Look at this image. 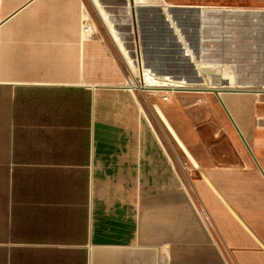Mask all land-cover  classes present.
Listing matches in <instances>:
<instances>
[{
  "label": "crops",
  "instance_id": "crops-1",
  "mask_svg": "<svg viewBox=\"0 0 264 264\" xmlns=\"http://www.w3.org/2000/svg\"><path fill=\"white\" fill-rule=\"evenodd\" d=\"M115 39L86 0H0V264H264V97L221 93L257 161L190 97L152 103L167 144Z\"/></svg>",
  "mask_w": 264,
  "mask_h": 264
},
{
  "label": "rangeland",
  "instance_id": "rangeland-1",
  "mask_svg": "<svg viewBox=\"0 0 264 264\" xmlns=\"http://www.w3.org/2000/svg\"><path fill=\"white\" fill-rule=\"evenodd\" d=\"M86 2L99 32L110 35V30H115L125 53L127 75L135 77L138 86H142L140 62L153 74L176 80L197 81L199 74L211 80V73L228 72L241 85H250L243 89L264 90V0H134L139 7L137 20L131 17L127 0ZM193 6H204L207 11L200 13ZM102 11L108 21L102 19ZM197 63L203 67V74ZM136 90L165 143L170 142L153 111L154 107L158 112L159 106L152 103L164 95H176L195 98L194 117L200 121L203 143L214 150L215 156L217 148L226 147L229 151V146L242 144L213 92L139 87ZM257 94L264 97V92ZM177 162L183 173L180 158Z\"/></svg>",
  "mask_w": 264,
  "mask_h": 264
},
{
  "label": "bare ground",
  "instance_id": "bare-ground-1",
  "mask_svg": "<svg viewBox=\"0 0 264 264\" xmlns=\"http://www.w3.org/2000/svg\"><path fill=\"white\" fill-rule=\"evenodd\" d=\"M127 8L131 9V17H133V19L137 20V15H138V6H130L129 0H127L126 3ZM203 11H207L204 10ZM165 14V12H164ZM101 16L102 19L105 21H108V16L105 14V12H101ZM110 33L112 36H114V38H116L115 42L119 43V45H121V42H119V38L118 35L115 33L114 29L110 30ZM118 45V44H117ZM122 47V45H121ZM138 45H137V49H138ZM138 52V51H137ZM187 55V54H186ZM189 55V54H188ZM190 56V55H189ZM194 59V58H193ZM195 62H199L197 60H194ZM193 61V62H194ZM198 64V63H197ZM202 64V63H201ZM132 66V65H131ZM130 67V66H129ZM135 67H133L134 69ZM198 68L199 71L205 72L203 71V67L198 64ZM132 72L134 73V71L132 70ZM135 73H136V68H135ZM138 73L140 74V77L142 79V86H138V84H136L135 82H138V80L135 77L129 78L128 82H129V87L136 90L138 87L141 89H163V90H183V91H200L201 89H209L211 90H225V86H223V81L226 80L227 82H229V88L231 89H238V88H246V87H250V85H241L239 83V81L237 80V77L234 74L228 73V72H219V73H211L209 79L211 80H205L202 78V75H198V78H200L197 81H186L184 79L181 80H176V79H172V77H168L167 75H156L153 74L152 72H150L148 69H146L145 64H142L139 62V67H138ZM216 75L217 79L214 80V78L212 76ZM141 81V80H140ZM257 92H264V90H254Z\"/></svg>",
  "mask_w": 264,
  "mask_h": 264
},
{
  "label": "water",
  "instance_id": "water-1",
  "mask_svg": "<svg viewBox=\"0 0 264 264\" xmlns=\"http://www.w3.org/2000/svg\"><path fill=\"white\" fill-rule=\"evenodd\" d=\"M129 1H130V5H131L132 7H134V6H135V2H134V0H129ZM222 84H223V86H225V87H228V86H229V82H227L226 80H224ZM190 91H191V90H190ZM192 91H194V90H192ZM231 91H234V92H254V93H262V92H260V91L257 92V91H254V90H252V89H243V88H238V89H236V88H234V89H231V88H225V90H211V91H210L209 89H201V92H213V93L217 96L218 100L220 101L221 105L223 106L224 110L226 111L228 117L230 118V120H231L233 126L235 127V129L237 130V132H238V134L240 135L241 139L243 140L245 146L248 148V150L250 151V153L252 154V156L254 157V159L257 161V158H256L255 155L253 154V151H252V149H251L249 143L247 142V140H246V138L244 137L243 133L241 132L240 128H239L238 125L236 124V122H235L233 116L231 115L230 111L228 110V108H227V106H226V104H225V102L223 101V98H222V96H221V93H223V92H231Z\"/></svg>",
  "mask_w": 264,
  "mask_h": 264
},
{
  "label": "built area",
  "instance_id": "built-area-1",
  "mask_svg": "<svg viewBox=\"0 0 264 264\" xmlns=\"http://www.w3.org/2000/svg\"><path fill=\"white\" fill-rule=\"evenodd\" d=\"M130 77V76H129ZM128 77V78H129ZM132 90V89H131ZM167 94L170 93V91H167L166 92ZM168 98V95H164V99H167ZM182 168L186 169V166L183 164ZM202 215H203V218L208 222V223H211V219H210V216L207 212H202Z\"/></svg>",
  "mask_w": 264,
  "mask_h": 264
}]
</instances>
